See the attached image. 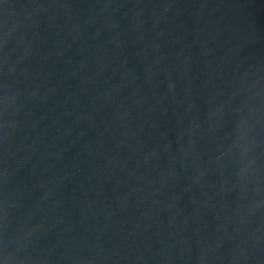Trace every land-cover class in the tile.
Returning a JSON list of instances; mask_svg holds the SVG:
<instances>
[{"label":"water","instance_id":"obj_1","mask_svg":"<svg viewBox=\"0 0 264 264\" xmlns=\"http://www.w3.org/2000/svg\"><path fill=\"white\" fill-rule=\"evenodd\" d=\"M0 264H264V0H0Z\"/></svg>","mask_w":264,"mask_h":264}]
</instances>
